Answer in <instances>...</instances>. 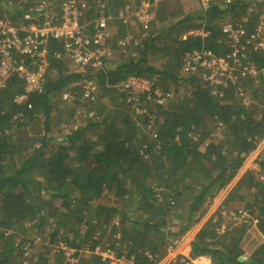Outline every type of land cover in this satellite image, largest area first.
Masks as SVG:
<instances>
[{"label": "trees", "instance_id": "1", "mask_svg": "<svg viewBox=\"0 0 264 264\" xmlns=\"http://www.w3.org/2000/svg\"><path fill=\"white\" fill-rule=\"evenodd\" d=\"M102 1L85 14L114 17L118 27L99 66L70 68L62 42L49 39L41 91L16 103L14 96L23 91L16 78L0 90V264H71L65 261L67 249L77 264H110L94 253L103 235L116 258L156 264L169 241L192 228L264 136V75L241 81L244 90L258 83L250 89L254 101L246 104L237 97L240 78L213 92L197 72H183L191 53L217 51L218 20H240L251 30L246 4H213L194 12L169 7L167 14L168 2L160 1L149 27L137 25L128 41L133 27L117 18L125 1L111 0L109 7ZM32 3L8 7L0 0V18L19 19ZM200 28L204 35L176 34ZM249 53L246 60L262 68L261 52ZM129 76L166 92L171 84H182L189 96L162 106L138 92L140 103L128 99L122 87ZM76 117L79 126L67 128ZM90 134L94 137L87 139ZM234 186L244 190L239 201L256 223L215 234L208 220L190 243L189 258L202 257L198 264H207L205 257L210 264H264V184L252 170ZM110 197L114 204L101 202ZM43 235L48 245L39 239ZM60 241L65 251L52 248ZM186 260L178 256L175 264Z\"/></svg>", "mask_w": 264, "mask_h": 264}, {"label": "built area", "instance_id": "2", "mask_svg": "<svg viewBox=\"0 0 264 264\" xmlns=\"http://www.w3.org/2000/svg\"><path fill=\"white\" fill-rule=\"evenodd\" d=\"M3 1L8 7H13L16 2L20 4L33 2L19 19L0 18V90L5 89L13 78H16L23 88L21 93L14 96L13 102L20 103L26 99L28 94L41 91L42 78L48 64L45 50L47 40L62 42L64 56L68 59L70 68L77 69V71L86 65L99 66L101 58L109 55L111 51L105 45L113 32L111 17L97 16L90 19L85 14L89 9L102 7L104 3L102 0ZM160 1L163 0H126L117 18L124 23L131 20L133 24L131 27L139 25L147 29L154 19L152 10ZM198 1L200 8L205 11L213 4L227 5L236 1L246 4L248 9L260 0ZM257 24L259 30H262L260 33L262 36L257 35L252 29L247 30L240 23L232 22L230 17H227L220 25L221 35H219L225 41V52L220 53L218 50L193 52L185 58L183 72L188 75L197 72L202 82L215 88L213 92L217 90L222 92L229 84L237 85V78L245 80L257 75L258 72L264 75V66L257 69L246 60L249 52L252 51H260L264 58L263 12L259 15ZM132 38L134 37L126 39L130 41ZM88 86H91L90 90L93 89L91 83H88ZM152 86L147 80L135 76H129L122 83V87L128 89L126 92L128 99L133 98L130 96L138 92H146ZM90 90L85 92V96ZM67 98L68 94H63V99L67 100ZM156 102L155 104L163 105L161 99ZM92 115L93 113H89V116ZM257 151L262 154L259 160L263 168L256 170V175L264 184V139ZM255 223L254 217L247 221V225ZM185 264H192V262L188 259Z\"/></svg>", "mask_w": 264, "mask_h": 264}, {"label": "rangeland", "instance_id": "3", "mask_svg": "<svg viewBox=\"0 0 264 264\" xmlns=\"http://www.w3.org/2000/svg\"><path fill=\"white\" fill-rule=\"evenodd\" d=\"M110 1L108 0V7L110 6ZM122 1H126V0H122ZM164 2H168L163 4L164 5V11L165 13H169L171 12V8L169 7H179L181 9V11H188L191 12V10L194 12L198 11V9H200L199 6V1L198 0H163ZM121 6L117 8V12L119 14L120 10H121ZM155 8V7H154ZM183 12V13H185ZM246 14L248 17H250V19L252 20V26L251 29L254 30L253 32L257 33V35H261L260 33L262 32V30L260 31L258 28V18L259 15L263 12L264 13V0H260L259 2H256L253 6L249 7L248 9L245 10ZM120 16V14L118 15ZM112 20V26H113V30L117 29L118 27V23L114 22L113 17H111ZM232 20V22H241L240 20L234 21V19H230ZM131 20H128L125 24L129 26L133 25L130 22ZM225 21V19H220L217 21L218 26L220 27L221 24H223ZM135 27V26H133ZM133 30H135L134 28H131ZM262 29V28H261ZM136 34L134 31L132 34H129V32L127 33V37L126 38H130L133 37V35ZM176 34L181 37V39H185L188 35H204L205 32L203 31L202 28L200 29H191L188 32H185L184 34H180L178 32H176ZM262 36V35H261ZM131 40V39H130ZM216 41H219V43L217 44V50L220 53H224L225 52V41L224 39L222 40V38H216ZM262 42V41H260ZM259 42V43H260ZM262 55V54H261ZM158 62H161V59H158ZM241 81L239 82V91L237 92V97L239 99H241V101H243L244 103H248L253 100V92L250 91V89L253 87V85L258 84L257 82H254L253 84H251V86H247L245 87V90L243 88V86L241 85ZM257 81V80H256ZM150 83V82H149ZM244 83V82H243ZM168 89V92L163 91V89H161L160 87H154L152 86V88H148L149 90H146L147 92V96H148V101L149 103L155 104L157 103L156 101L158 99L162 100V106H167L169 103L172 102H179L180 100H182L184 97H188V88H186L184 85L179 84V85H173ZM170 86V85H169ZM67 94V93H65ZM159 96V98H158ZM167 98H165V97ZM140 103H143V99L141 97H137ZM149 105V106H151ZM154 108V106L152 107ZM79 117V116H77ZM76 117V118H77ZM79 122L80 119L77 118V120L75 122H72L69 125H66L67 128L72 126V127H76L79 126ZM75 125V126H74ZM62 130V129H60ZM66 130V129H63ZM68 130V129H67ZM65 132V131H64ZM55 135L60 134V131H56L54 133ZM220 133H216L215 136L219 138ZM87 139L88 138H92L94 136L90 135H86ZM264 137V136H263ZM263 139L261 138L259 140V142L257 143V145L255 146L254 150L247 156V158L245 159V161L243 162L242 166L240 167V169L238 170L237 174L235 175V177L233 178V180L227 185L225 186L223 189H221L214 197L213 199L210 201V203H208L207 205L204 206V213L202 214V216L199 218V220L192 226V228L187 231L181 238L178 239H172L169 241V245L167 247V253L164 256L163 259H161L158 263L156 264H175L178 261V256L184 257L185 259H189L192 264H193V260H191L188 256V253L190 254V243L191 241L194 239L195 235L202 229V227L206 224V222L208 220H212V223L214 224V231L215 234H222V232H224L225 230L229 229V228H233L236 224L239 223H244L247 224V221H250V219L253 218L252 215V210L251 209H247L246 208V203H244L243 201H239L240 197H245V192L244 190L238 188L235 189V183L242 178V176H244L245 172L247 171H254L256 174V170H259V168H263L260 164V158L262 156V154L258 153L257 149L258 147L263 143ZM57 144H59V140L56 141ZM234 186V188H233ZM252 193V192H251ZM114 199L112 197L110 198H103L101 200L102 203L104 204H114ZM237 211V212H236ZM115 223V222H113ZM28 228H31L30 224L27 225ZM30 226V227H29ZM47 229V227H46ZM211 230V229H208ZM28 232L26 235L27 237L29 236ZM107 235H103V237L101 238V242L99 243V245L96 246L94 253L98 256H100L103 260L108 261L110 264H130L131 262L123 259V258H116L114 255V251H110L109 249H107L108 246L106 243L107 240ZM30 239V238H27ZM42 239V243L43 244H47L48 245V239H46V237L43 235L41 238ZM61 248V249H67V245H65V243H63L62 241H60L57 244L53 245L52 248ZM57 248L53 251L54 253L57 252ZM247 248H250L249 244H247ZM255 248V247H254ZM253 250V248H252ZM65 251V250H64ZM67 251V252H66ZM65 251V255H66V259L65 261L70 262L71 264H77L78 258H74L72 256L73 254V250H69L67 249ZM36 252L37 249H35L33 251V253H35L34 257L36 258ZM251 252V250L247 251V255H249V253ZM86 255V253H85ZM78 263H80L78 261ZM196 264V263H194Z\"/></svg>", "mask_w": 264, "mask_h": 264}, {"label": "crops", "instance_id": "4", "mask_svg": "<svg viewBox=\"0 0 264 264\" xmlns=\"http://www.w3.org/2000/svg\"><path fill=\"white\" fill-rule=\"evenodd\" d=\"M188 256H189V253H188ZM205 258L208 259V263H207V264H210V258H208V257H205ZM205 258H204V259H205ZM200 259H202V257H199V258L193 259V264H194V263L198 264L197 262H199Z\"/></svg>", "mask_w": 264, "mask_h": 264}]
</instances>
